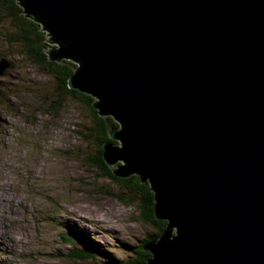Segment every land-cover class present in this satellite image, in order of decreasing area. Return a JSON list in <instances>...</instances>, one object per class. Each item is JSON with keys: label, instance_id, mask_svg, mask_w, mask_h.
Listing matches in <instances>:
<instances>
[{"label": "water", "instance_id": "water-1", "mask_svg": "<svg viewBox=\"0 0 264 264\" xmlns=\"http://www.w3.org/2000/svg\"><path fill=\"white\" fill-rule=\"evenodd\" d=\"M18 1L119 124L113 174L155 194L145 264H264V0Z\"/></svg>", "mask_w": 264, "mask_h": 264}, {"label": "rangeland", "instance_id": "rangeland-1", "mask_svg": "<svg viewBox=\"0 0 264 264\" xmlns=\"http://www.w3.org/2000/svg\"><path fill=\"white\" fill-rule=\"evenodd\" d=\"M17 51L0 37V59L15 64L0 76V264L138 258L143 243L159 232L157 219L145 220L138 194L93 165L91 111L71 98L50 111L49 103L58 101L57 77ZM71 232L98 255L76 259L73 251L88 248ZM68 234L74 240L66 241Z\"/></svg>", "mask_w": 264, "mask_h": 264}, {"label": "trees", "instance_id": "trees-1", "mask_svg": "<svg viewBox=\"0 0 264 264\" xmlns=\"http://www.w3.org/2000/svg\"><path fill=\"white\" fill-rule=\"evenodd\" d=\"M0 26V37L3 39V42L16 46L18 48L17 52L23 58L26 57L38 65L45 66L51 74H54L57 77L58 101L49 103L48 108L50 111L56 110V105L63 104L64 100H68L69 98L83 102L91 111L92 125L90 133L87 135V140H93L97 149V156L92 160L93 165L102 172L104 177L112 179L126 189L138 194L139 199L141 200V214L144 216L145 220L155 221V194L153 193L150 184L148 182L142 183L138 176H132L128 179L118 178L113 174L114 169L106 164L103 157V146L110 142L117 144V142L111 140L110 130L118 129L119 124L111 117L101 116L99 112L94 109L93 103L95 99L92 96L69 88V78L76 69L75 63H72V61H64L59 64L48 60L45 53V49L48 47L47 32L44 30V26L39 20L27 17L24 14L23 8L18 0H0ZM10 63L13 68L15 64L12 61ZM156 222L159 229L158 234L154 238L151 237V239L143 243L138 258L131 259L126 264H145L152 258L151 253L145 251L144 246L147 242L159 238L167 226V222L165 221L157 220ZM71 234H73V237H75L74 239H76L79 244L81 243L88 248L87 250L81 249V251H73L72 254L76 259L84 261L87 259H93L98 255V252L94 250L95 248L89 245L81 236L74 235V232H71ZM67 236L68 237L65 238L66 241L74 240L69 234Z\"/></svg>", "mask_w": 264, "mask_h": 264}, {"label": "bare ground", "instance_id": "bare-ground-1", "mask_svg": "<svg viewBox=\"0 0 264 264\" xmlns=\"http://www.w3.org/2000/svg\"><path fill=\"white\" fill-rule=\"evenodd\" d=\"M8 218V217H7ZM12 220V219H11ZM16 220V219H15ZM8 221V220H7ZM15 228H16V226H15ZM18 229V228H17ZM10 236H11V238H14L15 236L12 234V233H10Z\"/></svg>", "mask_w": 264, "mask_h": 264}]
</instances>
